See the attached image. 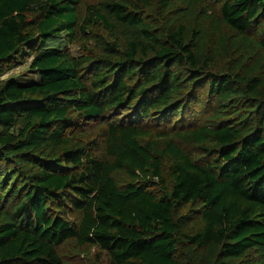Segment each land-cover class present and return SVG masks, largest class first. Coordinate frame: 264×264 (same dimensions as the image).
<instances>
[{"label": "trees", "instance_id": "trees-1", "mask_svg": "<svg viewBox=\"0 0 264 264\" xmlns=\"http://www.w3.org/2000/svg\"><path fill=\"white\" fill-rule=\"evenodd\" d=\"M25 62L0 264H264V0H0V77Z\"/></svg>", "mask_w": 264, "mask_h": 264}, {"label": "rangeland", "instance_id": "rangeland-1", "mask_svg": "<svg viewBox=\"0 0 264 264\" xmlns=\"http://www.w3.org/2000/svg\"><path fill=\"white\" fill-rule=\"evenodd\" d=\"M98 0H82V3H94ZM83 39V38H82ZM85 41V39H83ZM84 41L80 40H73V42H70L67 40V37L64 35H61L60 37L54 39L51 43V45L63 47L66 46L70 50V52L74 55H79L81 53V46ZM30 73L28 72V64L25 62L24 64L18 65L16 67H13L9 71H7L5 74H3L0 77V81L3 82L9 77H28ZM98 254V255H96ZM93 257L91 259H88L86 261H83L82 258L75 259L77 264H108V259L105 255V253H98L93 252ZM97 260V261H96Z\"/></svg>", "mask_w": 264, "mask_h": 264}]
</instances>
